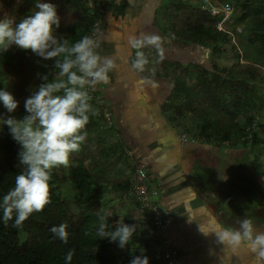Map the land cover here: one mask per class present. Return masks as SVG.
Returning <instances> with one entry per match:
<instances>
[{
  "label": "trees",
  "instance_id": "16d2710c",
  "mask_svg": "<svg viewBox=\"0 0 264 264\" xmlns=\"http://www.w3.org/2000/svg\"><path fill=\"white\" fill-rule=\"evenodd\" d=\"M32 2L35 7L36 0ZM40 2L52 3L63 16L67 15V23L64 24L63 18L57 34L70 42L91 34L95 28L96 15L100 8H104L99 0ZM28 3L29 0H0V13L7 8L17 19L24 17L32 12L29 5L25 7ZM90 3L93 7H90ZM232 4L235 9L233 24L251 26L246 32L242 54L231 44L229 35L217 30L219 18L213 17L209 10L184 0L166 4L164 11L175 14L173 21H170V31L173 30L175 37L182 42L197 48L212 67H207L205 61L202 65L198 62L197 67H191L193 72L196 70L195 82L189 80V72L178 75L176 94L171 104L165 107V113L168 122L179 129L178 133L186 134L191 139L197 136L219 144L251 146L257 162L252 163V168L258 172V169L264 168L262 163H258L259 153H256L261 141L259 129H264L259 117L264 119V0H232ZM91 11H95V14L92 15ZM12 52L16 60L11 58L8 62L13 64V73L21 79L22 70L26 67L22 64L24 53L21 54L17 48ZM223 55L233 60L219 65L217 59H222ZM41 59L43 63L35 60L32 64L36 67L31 65L28 73L32 72L29 76L35 75L44 83L43 77L53 80L57 70L52 60ZM92 104L98 110V115L90 116L86 128L88 135L82 150L72 155L69 167L53 170L52 202L43 211L34 213L19 228L13 226L14 220L5 225L0 218V264H66L65 255L70 249L74 252L71 264H130L134 255L147 256L149 264H165L161 248L154 247L161 245L160 240L148 232L151 224L149 218L154 216V212L148 207L141 208L131 196L135 173L133 168L123 171L125 152L120 144L123 137L119 127L114 124L113 110L106 96L99 91ZM15 111L22 112L20 108ZM9 116H13V113H9L0 102V120ZM103 122L106 126L101 128ZM0 135L7 138L0 144L2 197L13 186L15 176L21 172L18 165L22 149L11 137L6 125H0ZM151 190L148 192L151 204L163 209L159 191ZM130 198L134 201V207L129 208L128 212L135 210L141 213L140 218L129 217L125 224L137 225L136 233L142 235L138 244L132 241L127 248L121 249L117 243L97 237L96 228L100 217H104L112 226L110 230H115L120 221L113 201L122 204L126 201L129 204ZM60 224L67 225V243L55 239L50 231L53 226Z\"/></svg>",
  "mask_w": 264,
  "mask_h": 264
},
{
  "label": "crops",
  "instance_id": "0c3cea01",
  "mask_svg": "<svg viewBox=\"0 0 264 264\" xmlns=\"http://www.w3.org/2000/svg\"><path fill=\"white\" fill-rule=\"evenodd\" d=\"M173 1L113 0L105 9L100 8L96 15V21L101 22L100 52L111 57L117 67L110 73V82L96 91L106 96L114 124L121 131L126 147L122 149V161L130 158L127 149L136 161L147 166L153 187L159 191L165 213L164 243L175 252L174 264H257L256 256L246 251L224 254L213 233L221 226H238L236 222L246 215L264 229V174L252 168L251 146L219 144L197 136H187L185 141L186 134L178 133L179 129L167 120L165 107L176 94V77L189 72V80L195 82L196 70L191 67L204 62L197 48L173 37L170 21L175 14H159L164 3ZM140 32H156L166 38L163 60L155 50L145 49L158 61L149 65L154 69L152 75L137 74L130 67L135 50L127 40ZM142 76H148L151 83L142 82ZM104 126L101 123V128ZM246 152L250 154L245 160ZM204 168L210 169L209 175L202 173ZM229 180L235 184L231 185L234 192L222 188ZM254 191L256 201L251 198ZM236 197L246 198L248 204L235 208ZM113 203L122 208L120 202Z\"/></svg>",
  "mask_w": 264,
  "mask_h": 264
},
{
  "label": "clouds",
  "instance_id": "9594fccd",
  "mask_svg": "<svg viewBox=\"0 0 264 264\" xmlns=\"http://www.w3.org/2000/svg\"><path fill=\"white\" fill-rule=\"evenodd\" d=\"M208 1L204 0L197 6L203 10H209L210 13V6H222L227 3L232 6L234 13L231 20L226 25L224 24L225 28L222 30L218 27L223 16H214L212 13L211 15L219 18L216 24L217 30L229 35L231 44L242 54L241 48L246 41V32L250 29L244 24L239 26L233 24L235 9L232 0H217L214 3H208ZM98 22L99 20L96 24ZM60 26L61 17L58 15L57 6L40 2V0H36L35 7L29 15L18 19L9 14L0 17V54L8 52L13 46L31 50L43 60H52L57 70L53 80H48L47 76L43 77L45 82L34 89L31 96L26 99L25 109L29 115L22 119L9 116L0 120V125L7 126L9 134L21 145L22 149L19 152L18 165L21 172L15 176L13 186L0 197V213H2L0 218L5 225L14 220V227H22L34 213L43 211L52 202L53 170L69 167L72 155L82 150V145L88 135L86 128L90 122V116L98 115V110L92 104V100L96 99L97 87L107 85L110 82V73L117 67L111 57L104 56L100 52L101 29L99 27H95L91 34H85L79 40L70 42L58 36L57 29ZM165 43L166 38L156 32H140L138 35H130L127 44L135 50L134 58L130 62L131 70L137 74L146 72L154 74V69L148 66L158 61L151 59L145 49L155 50L159 60H163ZM262 71L264 72V68ZM142 82L151 83V80L148 76H142ZM0 102L9 113L18 108V101L7 90H0ZM183 138L187 141V135ZM114 141L117 142V140ZM120 144L123 149L126 148L123 140ZM126 152L130 158L125 160L124 167L127 170L133 168L135 173L131 196L141 208H150L151 206H145L134 191L136 170L140 164L147 171L151 191L158 192V190L153 187L147 166L136 161L135 156L127 149ZM126 207L129 209V204H123L121 210ZM159 210L163 216V225L162 227L156 226L155 217L152 216L149 218L151 224L148 232L160 240L161 245L156 246L158 249L161 248L165 264H170L166 253L171 251L175 257V252L164 243L165 213L163 209L159 208ZM140 213V211L136 213L139 218ZM236 223L238 225L236 227L221 226L213 232L217 237L216 243L223 246L224 254L238 255L241 251H246L256 256L257 264H264V229L257 227L247 215ZM111 227L104 217H100L96 236L117 243L121 249L131 244L137 232L135 224L119 222L115 230H110ZM50 231L55 239L64 243L68 242L69 232L66 224L53 226ZM73 254L71 249L66 253V264H71ZM130 264H149V258L144 255H134Z\"/></svg>",
  "mask_w": 264,
  "mask_h": 264
},
{
  "label": "rangeland",
  "instance_id": "374dc122",
  "mask_svg": "<svg viewBox=\"0 0 264 264\" xmlns=\"http://www.w3.org/2000/svg\"><path fill=\"white\" fill-rule=\"evenodd\" d=\"M184 1L188 2V3L192 1L196 5H199V4L204 2V0H184ZM30 2H31V0H29V3L26 4L25 7H27L29 5L28 7L30 8V10H33L34 9V3L33 2L30 3ZM164 8H166V3H164L163 6L159 9V14L160 13L161 14L164 13ZM14 12L15 13H19L18 10H14ZM57 12H58V15L61 17V21L63 20V18H65L64 24H66L67 23V15H65L66 16L65 17L58 10H57ZM0 14H1V17H3L5 14L13 15L12 11L8 10L7 8L1 10ZM158 19L160 20L161 18L159 17ZM161 25L162 24L159 25L160 28H163V26H161ZM173 37H175V36H173ZM16 48H17L16 46H13L11 49H9L8 52L0 54V90H7L8 91L10 89H13L11 93L16 98V100L18 102H21V105H18V108H20L22 112L14 111L12 113H13V116L15 118L22 119L24 116L29 115V114H26L27 112H26V109H25V101H26V99L31 96V94H32L34 89H36L40 84H42L40 82L41 79H38L37 76H35V75L29 76V74L32 73V72L28 73L29 69H30L31 65H33V67H36L34 64H32V63H34L35 60H37L40 63L41 62L43 63V61H42V59L40 57L36 56L32 51L23 50V49L17 48V49H19V52L21 54L24 53V55L22 56V64L26 66L25 69L22 70V73H21L22 76H21V79H20L17 74L13 73V71L15 70V67L13 66V64L11 62H8V61H10L11 58H13L12 50L16 49ZM229 48H231V47L229 46ZM25 52H27V53H25ZM227 57H228V55H223L222 59L218 58L217 59L218 64L219 65H223L225 62H227V63L229 62L230 63L233 60L232 58H227ZM206 59H207L206 57H205V59L201 58V61H205L206 65L209 67L211 62L209 64ZM13 60H16V59L13 58ZM209 68H211V67H209ZM147 74L148 75H152L151 72H147ZM259 117H260V120L264 124V119L262 118V116H259ZM260 132H261V141L257 145L256 153L257 152L259 153V161L260 162L258 161V163H262L263 167H264V129L260 128ZM235 137H236V135H235ZM262 138H263V140H262ZM236 139H238V137ZM6 140H7L6 136L0 135V144L2 142L6 141ZM248 154H250V152L249 153L246 152L244 157H243V159L246 160ZM251 159H252V163L253 162L257 163L256 159L254 157V151H253V153H251ZM123 171L125 172L126 168L123 167ZM202 171H203L202 173L204 175H209L210 174V169L209 168H204ZM258 172L259 173H264V168L263 169H258ZM236 176H238V175L236 174ZM233 184L234 183H232V181L229 180L228 184H225L222 188L234 192L235 191V187H231V185L235 186V184L234 185ZM212 190L214 192H217V191H215V188L212 189ZM256 194H257L256 191H254V194L251 195L252 201H256ZM128 200H130V199H128ZM128 200H127V202H128ZM244 201H246V198L242 199V198L236 197V202H235V206L234 207L237 208L239 205L241 206V205L248 204L247 202H244ZM120 203L122 204V202H120ZM125 203H126V201L123 204H125ZM129 207L131 209L134 207V201H132V200L129 201ZM115 211H116V214H118V216H119V218H117V219L121 223H125L128 220L129 217H132V218H136L137 217V218H139V216L136 214L137 212L134 211V210L128 212L127 210H121V209L117 210L116 209ZM109 214L110 215L112 214V209L111 208L109 209ZM141 235L142 234H139V233L134 234L133 241H135L138 244L139 243V236H141ZM154 247L157 248L156 246H154ZM149 251H150V249H149Z\"/></svg>",
  "mask_w": 264,
  "mask_h": 264
},
{
  "label": "built area",
  "instance_id": "2783aa9c",
  "mask_svg": "<svg viewBox=\"0 0 264 264\" xmlns=\"http://www.w3.org/2000/svg\"><path fill=\"white\" fill-rule=\"evenodd\" d=\"M99 1L103 6H107L113 0H99ZM90 7H93L92 3H90ZM210 8H211L212 15L214 16L222 15L223 16L222 22L219 24L218 28L220 30L224 29L225 28L224 24L226 25V23L231 20V17L234 13L232 6L229 3H227L222 6H210ZM95 27H99V29H101L100 28L101 22L99 21ZM136 172H137V176H136V181L134 183L135 194L137 197H139L141 201H143L145 206H151L150 208H152L154 212L155 225L158 227H162L163 225L162 213L160 212L157 206L151 204L152 199L150 198L148 194V192L150 191V186H149V178L147 175V171L145 167L142 164H140L137 167ZM166 258L168 259L170 264H173L175 262V257L171 251H168L166 253Z\"/></svg>",
  "mask_w": 264,
  "mask_h": 264
}]
</instances>
